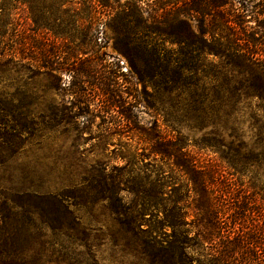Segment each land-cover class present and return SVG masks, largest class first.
I'll return each mask as SVG.
<instances>
[{
  "label": "trees",
  "instance_id": "trees-1",
  "mask_svg": "<svg viewBox=\"0 0 264 264\" xmlns=\"http://www.w3.org/2000/svg\"><path fill=\"white\" fill-rule=\"evenodd\" d=\"M109 1L97 8H110ZM130 3L153 9V22L170 28L164 42L175 49H161L127 7L113 36L125 71L121 61L93 66L88 57L66 67L86 87L84 107L95 106L105 125L98 140L118 147L110 144L116 137L138 139L135 151L120 152L123 167L110 161L81 167L79 134L74 152L50 164L66 103L28 100L34 96L28 89L25 99L6 97L7 84L17 83L13 72L47 79L59 72L51 59L69 61L64 39L53 42L58 51L51 54L49 28L34 20L38 47L11 45L0 53V264H106L105 245L114 260L133 256L139 264H264V219L253 217L247 193L264 198V19L244 0ZM12 32L26 33L23 26ZM4 35L0 30L1 43ZM142 108L153 113L145 128L138 122ZM185 128L202 138L191 142ZM202 150L221 164L202 160ZM96 210L111 225L94 217Z\"/></svg>",
  "mask_w": 264,
  "mask_h": 264
},
{
  "label": "rangeland",
  "instance_id": "rangeland-1",
  "mask_svg": "<svg viewBox=\"0 0 264 264\" xmlns=\"http://www.w3.org/2000/svg\"><path fill=\"white\" fill-rule=\"evenodd\" d=\"M23 1H28L29 4H23ZM244 1L249 2V6L256 14L255 17H260V21H262L264 19V0ZM98 5H100V0H0V30L5 33V37L2 39L3 42H0V53L8 54L11 45L20 49L24 43L31 45V48L32 46L38 47V42H40L38 39L41 36H38L39 38L37 36L33 37L30 31L31 28H35L33 26L34 20L46 23L49 28L48 38L51 45L48 49L51 50V54L58 51V47H54L53 42L57 40L61 42L62 40L59 39H64L65 42H63V50L69 61H65L64 66H60L56 63L57 58L53 56L51 66L59 70V72L53 73V77L47 79L41 76H34L29 72H20L18 75L13 72V78L18 84H12L11 82L5 88L9 93L6 97L9 99H25L26 96H24L23 92L28 89L34 91V96L29 97L28 100L37 99L42 103L51 102L54 106H60L62 101L66 103L65 107L67 110L65 115L67 120L64 121L55 135L59 140L55 141L52 148L53 158L49 160L50 164H53L56 160L58 161L61 155H70L74 152L71 141L73 140L72 137L77 134L81 136V148H77L79 150L78 164L81 167L90 166L96 161H110L112 166L123 167L125 163L121 161L120 157L124 156L120 155V152L123 155H127L126 150L135 151L138 147V139L133 138L132 135L121 139L114 138L110 144L115 143L118 147L113 145L107 147L104 140H98V137L104 133L105 125L100 115L96 112L95 106L87 105V107H84L82 90L86 87L81 84L80 80L73 81V75L66 68L68 62H76L79 65L78 59L87 57L93 59V66L98 64L99 59H106L109 62L121 61L124 71L128 68L125 58L114 49L113 41L114 29L120 26L116 16L122 13L124 8L129 7L128 12H132L135 19L140 20L141 27L150 28L148 29L150 37L160 45L161 49H175L169 43L164 42L169 39L170 28L156 25L153 22L154 11L148 8L146 4L140 6L141 11L136 9V7L134 8L130 0H111L109 1L110 8L107 9H99L100 7L97 8ZM250 21L253 26L257 25L255 18ZM21 26L25 28L26 33L18 38H12L13 29L17 28L19 30ZM17 88H19V93L16 92ZM140 88H142L141 85ZM150 90L152 91V89ZM164 96L161 93L160 99H164ZM156 102L158 107H163L160 100ZM152 116L151 110L142 108L141 112L138 113L139 125L142 128L147 127L153 120ZM183 132L191 142L193 140L199 141L203 136L202 132L192 131L188 128H185ZM62 134L64 138L60 139L59 137ZM67 137H70L71 140L64 144L63 139H68ZM60 147L63 149H61L59 156ZM195 151L197 152L198 149ZM201 153L200 157L202 160L212 158L221 164L210 150H202ZM69 161L65 160V163ZM148 162V160L145 161V163ZM248 181L249 178L247 177L243 179L246 190ZM247 193L250 194L248 197L250 206L254 208L253 217L259 219L258 222H260L262 221L260 219H264V198L260 194L254 195L255 193L252 190ZM190 204H192V200L187 201L186 211L190 213L188 221L192 222L194 215L190 210ZM100 213V210H96L93 216L99 218ZM81 217L85 223H89L92 220L85 211L81 212ZM105 220L108 221V225H111L109 218H101L100 216V222ZM91 225L97 226V224ZM100 256L106 264H139V260L133 256H118V260H114L108 245L101 248Z\"/></svg>",
  "mask_w": 264,
  "mask_h": 264
}]
</instances>
